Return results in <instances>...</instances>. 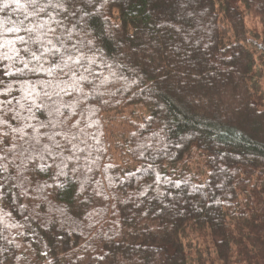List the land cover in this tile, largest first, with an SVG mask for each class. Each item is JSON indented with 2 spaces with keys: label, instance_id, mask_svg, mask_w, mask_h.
<instances>
[{
  "label": "trees",
  "instance_id": "16d2710c",
  "mask_svg": "<svg viewBox=\"0 0 264 264\" xmlns=\"http://www.w3.org/2000/svg\"><path fill=\"white\" fill-rule=\"evenodd\" d=\"M247 16L264 36V0H0V264H264Z\"/></svg>",
  "mask_w": 264,
  "mask_h": 264
},
{
  "label": "rangeland",
  "instance_id": "374dc122",
  "mask_svg": "<svg viewBox=\"0 0 264 264\" xmlns=\"http://www.w3.org/2000/svg\"><path fill=\"white\" fill-rule=\"evenodd\" d=\"M192 9H195V7H191ZM246 27H247V36L249 38H252L253 40H256L257 43H261L264 40V36L261 33L260 24L257 20L254 18L247 16L245 19ZM259 34V35H257ZM251 50L253 51L254 55V67H253V82L255 83V86L263 96V102H264V65L262 61L261 51L257 50L254 46H249ZM181 94L184 96L186 95L182 90H179ZM239 120H244V118H238ZM246 130L251 129V126L246 127ZM253 131H257V128H252ZM194 249L192 250V252ZM193 254V253H192ZM196 258V257H194Z\"/></svg>",
  "mask_w": 264,
  "mask_h": 264
},
{
  "label": "snow or ice",
  "instance_id": "6c2138e0",
  "mask_svg": "<svg viewBox=\"0 0 264 264\" xmlns=\"http://www.w3.org/2000/svg\"><path fill=\"white\" fill-rule=\"evenodd\" d=\"M16 2L19 3V0H16ZM30 3H32V4L35 6V5H37L38 0H30ZM5 7H7V5H5ZM39 10H40V11H44V8L41 7ZM57 23H59V22L57 21ZM52 31H55V29H52ZM18 39H19L22 43H24L23 37H18ZM0 47H2V45H0ZM23 50H24L25 52L28 51L27 48H25V49H23ZM18 51H19V50H18ZM45 51H48V49H45ZM58 51H59V50L56 49V52H58ZM33 57L35 58V53H33ZM3 58H4V59H9V57L7 56V54H4ZM52 63L55 64L56 61H55V60H52ZM76 63H79V61H76ZM25 67H27V65H25ZM21 71H22V70H21ZM31 71H35V69H32ZM6 74H9V73H6ZM5 135H6V133H5Z\"/></svg>",
  "mask_w": 264,
  "mask_h": 264
}]
</instances>
